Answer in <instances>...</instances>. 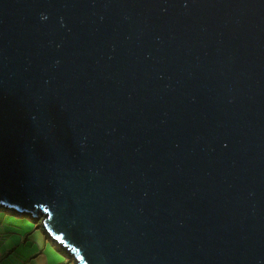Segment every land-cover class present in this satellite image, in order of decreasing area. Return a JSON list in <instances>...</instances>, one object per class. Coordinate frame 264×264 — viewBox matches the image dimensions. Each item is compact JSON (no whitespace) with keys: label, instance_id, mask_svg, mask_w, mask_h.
<instances>
[{"label":"water","instance_id":"water-1","mask_svg":"<svg viewBox=\"0 0 264 264\" xmlns=\"http://www.w3.org/2000/svg\"><path fill=\"white\" fill-rule=\"evenodd\" d=\"M76 264H264V0H0V209Z\"/></svg>","mask_w":264,"mask_h":264},{"label":"crops","instance_id":"crops-1","mask_svg":"<svg viewBox=\"0 0 264 264\" xmlns=\"http://www.w3.org/2000/svg\"><path fill=\"white\" fill-rule=\"evenodd\" d=\"M1 229L0 225V264H63L62 258L68 256L45 230L38 227L26 233L20 241L11 238V234ZM50 242L60 256L56 254ZM67 261L73 264L71 260Z\"/></svg>","mask_w":264,"mask_h":264},{"label":"rangeland","instance_id":"rangeland-1","mask_svg":"<svg viewBox=\"0 0 264 264\" xmlns=\"http://www.w3.org/2000/svg\"><path fill=\"white\" fill-rule=\"evenodd\" d=\"M25 218H27V219H25ZM25 218H24L25 220H21V219H18L16 217H13L12 215H10V212H2V213H0L1 228L4 231L6 230V232L11 234L10 235L11 238L19 240V241L21 240V238H24L25 235H27L26 233L34 231L36 227H38L42 230H45V229H43V226H42L43 217H41V219L34 220V221L32 219H30L29 217H25ZM34 224H36V225H34ZM50 245L54 249V245L52 244V242H50ZM59 248L62 249L63 252L67 253L66 249H64L60 246H59ZM55 252L58 256H60V253H58L57 250H55ZM62 260H63V264H70L67 261V257L62 258ZM71 261L73 262V264H76V262L74 261L73 258L71 259Z\"/></svg>","mask_w":264,"mask_h":264},{"label":"trees","instance_id":"trees-1","mask_svg":"<svg viewBox=\"0 0 264 264\" xmlns=\"http://www.w3.org/2000/svg\"><path fill=\"white\" fill-rule=\"evenodd\" d=\"M10 212V215H12L13 217H16V218H18V219H22V220H25V219H27V218H25V217H27V216H23V215H19L18 213H16V212H13V211H11V210H6V209H0V213H2V212ZM25 218V219H24ZM65 257H67V260H71L70 259V257H68V256H65Z\"/></svg>","mask_w":264,"mask_h":264},{"label":"clouds","instance_id":"clouds-1","mask_svg":"<svg viewBox=\"0 0 264 264\" xmlns=\"http://www.w3.org/2000/svg\"><path fill=\"white\" fill-rule=\"evenodd\" d=\"M19 215H21V214H19ZM23 216H25V215H23ZM47 233V232H46ZM48 234V233H47ZM49 235V234H48ZM52 240H53V238L52 237H50ZM57 243V242H56ZM58 244V243H57ZM59 245V244H58ZM60 246V245H59ZM60 247H62V246H60ZM63 248V247H62ZM68 254V253H67Z\"/></svg>","mask_w":264,"mask_h":264}]
</instances>
